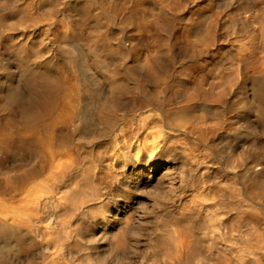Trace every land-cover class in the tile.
<instances>
[{
  "label": "rangeland",
  "instance_id": "obj_1",
  "mask_svg": "<svg viewBox=\"0 0 264 264\" xmlns=\"http://www.w3.org/2000/svg\"><path fill=\"white\" fill-rule=\"evenodd\" d=\"M84 4L98 16L87 20L86 31L105 36L108 50L88 47L84 34L50 32L41 60L29 57L24 64L17 45L0 34L7 49L0 57V119L17 115L32 69L51 70L50 61L60 60L77 94L73 114L51 125L50 165L70 154L88 186L63 207L41 202L21 212L25 193L15 192L14 184L23 170L39 165V157L25 153L18 162L0 161V221L33 243L17 253L0 239V264H152L168 213H177L194 194H204L206 206L216 197L227 210L233 199L243 210L264 213V189H244L260 168L252 155L255 141L264 162V103L254 107L251 92L252 80L264 83L257 71L264 59V0H67L55 19L78 26ZM189 20L193 44L182 36ZM38 32L30 30L28 39L35 42ZM148 55L161 64L157 76L142 67ZM111 82L122 91L113 92ZM15 94L13 105L8 97ZM185 103L192 107L190 124L169 121ZM17 215L32 219L22 223ZM257 224L264 237V217ZM238 228L245 232V223L238 221ZM252 252L264 257V238L255 239Z\"/></svg>",
  "mask_w": 264,
  "mask_h": 264
},
{
  "label": "bare ground",
  "instance_id": "obj_2",
  "mask_svg": "<svg viewBox=\"0 0 264 264\" xmlns=\"http://www.w3.org/2000/svg\"><path fill=\"white\" fill-rule=\"evenodd\" d=\"M66 1L0 0V34L3 32L11 44L17 45L18 57L22 63L26 64L29 57L35 61L41 60L42 55L49 49V47L47 48V41L50 32H58L62 37L84 34L88 47L97 52L109 49L105 36L101 35L100 32L86 31L87 20L98 18L97 14L87 4L83 5L85 8L81 6L84 21L78 26H74L65 20L57 21L55 19L59 5ZM71 2L72 0H68V4ZM75 6L76 4L73 5V10H75ZM112 10L106 13L111 16ZM126 20L128 19L126 18ZM130 20L134 22L133 19ZM135 20L138 22L137 18ZM163 21L166 19H162ZM193 22V20H189L183 28L182 36L187 44L194 42L189 37V31L194 27ZM30 30H39L35 42L28 39ZM233 34L237 35V32L234 31ZM6 53L7 49L2 47L0 41V57ZM147 57L142 64L144 71L149 75H159L161 64L152 55ZM50 62L51 70H30L31 73L28 74L27 79V91L23 93L22 101L17 104V115L12 111L11 114L2 115V119H0V161L12 158L18 162L25 153L39 157L37 160L39 165L23 170V176L14 184L15 192L25 193L21 198L20 209L21 212L26 213L30 204L41 202L49 203L56 208L63 207L66 202L74 201L78 191L84 190L87 184L84 179L79 178L81 166L70 154L67 155L68 161L58 160L53 166L50 165L53 160L49 150V141L52 138L51 125L58 120H65L73 114L77 94V87L67 78L68 76L63 70V63L58 59H52ZM71 63L72 60L69 59L67 65ZM257 71L264 73V59L259 62ZM110 87L115 93L122 91L116 82H111ZM251 92L255 101L254 107L264 103V83L262 81L252 80ZM16 95L8 97V101L12 102L13 105L14 102L17 103ZM189 109H192L190 104L181 105L178 110L171 112L169 121L186 127L193 117L189 115ZM2 113L0 112V115ZM252 147L253 159L257 161L260 168L251 173L252 184L244 189L247 193L257 194L264 189V162H262L263 159H261L262 156L259 152L262 149L261 142H253ZM46 166L51 167L49 173L38 183L28 189L25 188L24 184L37 175H42L47 168ZM232 180L233 186L231 184L229 186L235 190V180ZM206 198L204 194H194L191 196L190 202L177 213H168L164 230L162 229L163 232L158 237L153 249L152 264H230L233 262L234 264H264V257L257 259L252 252L255 239L264 238L258 232L257 224V221L264 217V213L256 214L243 210L231 198L230 204H232L227 210L224 200L220 201L221 198L216 197L211 198V206H206L203 203ZM17 216L22 223L30 222L32 219L31 216L26 218ZM238 221L245 223V232L241 234L239 233ZM0 239H6L12 243L18 251L17 253L28 251L33 246L31 241L25 242L22 232L12 229L7 223L1 221ZM46 246L44 242H39L41 250L48 249ZM61 249H63L61 244L57 245L56 250ZM47 263L50 264L49 260Z\"/></svg>",
  "mask_w": 264,
  "mask_h": 264
}]
</instances>
